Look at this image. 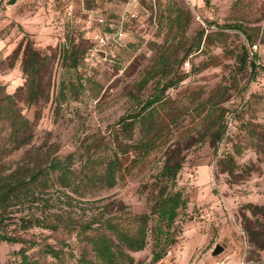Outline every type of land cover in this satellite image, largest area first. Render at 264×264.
I'll list each match as a JSON object with an SVG mask.
<instances>
[{"label":"rangeland","instance_id":"rangeland-1","mask_svg":"<svg viewBox=\"0 0 264 264\" xmlns=\"http://www.w3.org/2000/svg\"><path fill=\"white\" fill-rule=\"evenodd\" d=\"M167 5L184 10V44L179 37L167 41L168 26L159 19ZM226 24L243 25L253 45ZM199 33L200 49L181 62L184 46ZM27 40L49 57L44 95L33 104L25 101L21 70ZM66 44L81 57L77 71L62 65ZM246 51L244 66L240 60ZM161 55L170 58L172 73L183 77L165 95L175 102L168 139L173 147L179 142L184 157L177 181L189 203L176 220L178 242L164 258L152 262L151 239L132 255L139 264H264V0H0V84L31 123L30 142L0 161L24 170L68 158L75 174H92L96 166L88 165V157L111 156L119 119L138 109L163 80L157 74L143 81ZM251 60L259 65L254 76ZM79 75L84 89L58 102L60 82ZM221 123L225 133L219 140ZM8 135L7 123L0 122V147L8 145ZM94 143L100 145L97 150ZM228 153L235 161L231 173ZM164 159L163 151H154L125 185L80 183L70 190L57 184L10 207L1 231L23 242H0V264H21L24 248L40 264H57L44 251L47 246L68 264L91 256L77 230L44 228L34 219L54 221L62 215L63 222L66 216L86 222L104 207L115 214L117 203L132 214L148 212L153 175ZM26 218L31 219L28 228L21 222ZM216 244L224 251L213 256Z\"/></svg>","mask_w":264,"mask_h":264},{"label":"trees","instance_id":"trees-1","mask_svg":"<svg viewBox=\"0 0 264 264\" xmlns=\"http://www.w3.org/2000/svg\"><path fill=\"white\" fill-rule=\"evenodd\" d=\"M165 11H167L165 15ZM160 22L166 21L168 26L167 41L172 37L179 39L184 44L186 38V27L183 23L184 10L167 5ZM227 29L241 31L248 41L253 45V38L243 25H224ZM192 41V44L184 46L185 55L180 59L183 62L192 50L198 51L201 45V37ZM195 48V49H194ZM47 55H42L35 49L31 40H27L21 60V70L25 76V101L37 103L44 95V71L47 66ZM170 58L161 55L155 65L149 69L143 81L162 75L163 80H158L152 94L140 104L136 110L123 115L117 122L118 128L112 131L111 139L114 144L111 156L95 159L88 157V165H95L92 174L85 172L83 175L75 174L71 169L68 158L62 160L55 158L45 167L24 169L11 166L0 161V242L20 241L1 231L3 215L12 206L26 198L38 196L50 187L59 184L64 189L75 190L80 183L98 186L99 184L114 188L117 185H125L127 177L131 175L134 168L146 162L150 155L161 150L165 154L163 163L157 166L153 175L152 191L149 211L141 214H132L124 204L117 203L115 214L108 213V207H104L101 213L86 222H72L66 216H56L54 221L44 217L34 219V224L44 228L57 230L62 227L66 232L77 230V236L81 241L89 244L92 255L80 256L72 264H139L132 253L143 251L149 239L152 241V262H158L166 256L171 247L178 242L180 230L176 227V220L188 208L189 199L182 189L178 187V174L184 163V157L179 148V142L170 143L168 136L175 117L171 115L174 100L165 95L170 88L176 87L183 77L170 70ZM248 52L246 51L240 60L246 66ZM81 57L71 44H66L62 50V65L68 70L77 71ZM252 76L259 68L255 60L249 62ZM77 76L76 80H62L60 92L56 100H65L69 95H77L82 91L83 83ZM215 108L213 105L211 106ZM217 110V109H216ZM217 112V111H213ZM224 119V112L220 114ZM0 122L7 123L9 135L8 145L0 147V159L7 156L16 149L28 144L31 140L30 121L16 107L15 96L6 93V87L0 84ZM217 138L220 140L225 133V125L220 124ZM93 148L97 150L100 145L94 143ZM225 158L232 167L227 168L229 173L233 172L234 158L229 153ZM232 162V163H231ZM251 210L259 209L258 206L250 205ZM55 217V216H54ZM24 228L31 225V219H22ZM35 244L34 242L31 243ZM31 245V246H32ZM44 251L51 255L57 264H68L61 259L60 252L47 246ZM21 264H40L31 260L26 249L20 250Z\"/></svg>","mask_w":264,"mask_h":264},{"label":"water","instance_id":"water-1","mask_svg":"<svg viewBox=\"0 0 264 264\" xmlns=\"http://www.w3.org/2000/svg\"><path fill=\"white\" fill-rule=\"evenodd\" d=\"M16 0H10V3L13 4ZM224 251V247L220 244H216L211 254L216 256Z\"/></svg>","mask_w":264,"mask_h":264}]
</instances>
